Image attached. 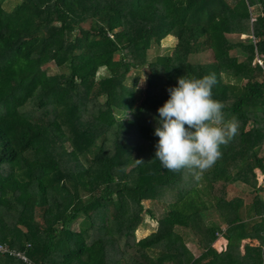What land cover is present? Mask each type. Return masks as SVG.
Listing matches in <instances>:
<instances>
[{"label":"trees","instance_id":"1","mask_svg":"<svg viewBox=\"0 0 264 264\" xmlns=\"http://www.w3.org/2000/svg\"><path fill=\"white\" fill-rule=\"evenodd\" d=\"M6 1L0 264H264V0ZM211 73L239 128L195 179L154 160L157 110L178 78Z\"/></svg>","mask_w":264,"mask_h":264},{"label":"clouds","instance_id":"2","mask_svg":"<svg viewBox=\"0 0 264 264\" xmlns=\"http://www.w3.org/2000/svg\"><path fill=\"white\" fill-rule=\"evenodd\" d=\"M215 73L182 76L167 89L169 99L158 108L155 159L173 172L188 170L195 179L222 158V148L238 133L235 117L226 118L223 102L213 98ZM143 162V161H138Z\"/></svg>","mask_w":264,"mask_h":264},{"label":"rangeland","instance_id":"3","mask_svg":"<svg viewBox=\"0 0 264 264\" xmlns=\"http://www.w3.org/2000/svg\"><path fill=\"white\" fill-rule=\"evenodd\" d=\"M17 3H19V0H7L6 3H5V9L9 10L10 8H12ZM243 37L244 36H242L241 38H243ZM174 43L175 42H174L173 39H166L165 41H163L161 43V47L158 48L157 51L155 49H153L150 52V56L155 55V54L170 53ZM47 70H48L49 74H54V72H55V69H54V67L51 64L47 66ZM135 74H138L139 77H140L139 78V86L140 87H144L145 86V78H146V70H145V68L132 73V76L135 75ZM129 81L130 80H128V82ZM256 177H257L258 183L262 182V176L259 174L258 171H256ZM144 207L146 209H149V211H150V213H151V215H152V217L154 219L160 218L168 210V207L165 204L159 203V202H148V201H146V202H144ZM212 219L217 221V222H219L218 221V217L216 215L212 216ZM154 229H155V220L150 218L148 215H144L143 226H141L135 233L136 239L139 240V239L145 237L150 232H152ZM192 238H193V236H192ZM194 238H195V236H194ZM195 239H197V238H195ZM192 244L189 243L188 246L194 251V253L196 255H198V251H195L192 248ZM244 244H249V245H253V246L257 245V243L255 241L244 240V241L241 242V245H240V250L241 251H242V246ZM214 245H215V247L217 249H220L222 247V245H220V243H215Z\"/></svg>","mask_w":264,"mask_h":264},{"label":"built area","instance_id":"4","mask_svg":"<svg viewBox=\"0 0 264 264\" xmlns=\"http://www.w3.org/2000/svg\"><path fill=\"white\" fill-rule=\"evenodd\" d=\"M257 62H258L259 64H261L259 60H257ZM7 252H9V250H8L5 246L0 245V253H1V254H5V253H7ZM10 254H12L13 256H15V257H17V258H20V259H21L22 261H24V262H27V259L24 257V255H22V254H20V253L10 252Z\"/></svg>","mask_w":264,"mask_h":264}]
</instances>
